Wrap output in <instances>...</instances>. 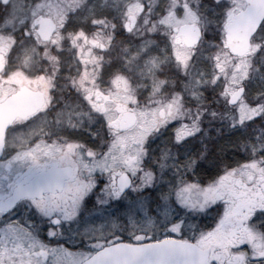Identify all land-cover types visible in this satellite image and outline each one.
Instances as JSON below:
<instances>
[{
	"label": "snow or ice",
	"instance_id": "obj_1",
	"mask_svg": "<svg viewBox=\"0 0 264 264\" xmlns=\"http://www.w3.org/2000/svg\"><path fill=\"white\" fill-rule=\"evenodd\" d=\"M20 4L22 14L15 19L0 15V49L6 52L0 97L7 104L31 91L43 97L44 106L5 129L0 147V264H192L187 256L236 222L232 196L223 198L221 193L217 199L210 194L228 187V181L250 166L257 170L252 173L251 203L239 214L241 231L230 242L231 251L225 247L216 264H264V184L259 182L264 177V0H115V7H105L108 0L100 6L96 0H20ZM141 23L146 38L138 51L121 58L105 80L104 58L116 33L133 35ZM193 30L196 39L186 46L185 37ZM237 31L246 33V44L254 53L251 59H259L260 65L237 57L233 46ZM25 41L30 47H22ZM65 48L71 60L60 56ZM41 57L46 61L42 70H31L29 65L40 63ZM164 62L184 74L193 97L212 91L217 103L224 102L231 111L230 128L241 133L239 147L247 160L231 166L220 158L212 165L221 173L207 180L188 178L197 173L196 157L174 164L175 180L169 181L163 195V211L158 203L156 215H151L147 204L154 197L129 199L131 192L155 184L153 171L146 167L149 140L171 125L173 143L185 147L184 142L200 132L203 117L202 113L186 117L184 92L167 100L157 98L164 91L165 81L159 75ZM65 68L75 69L74 75L65 76ZM133 70L147 81L148 103H142L133 87L128 75ZM254 71L260 73L258 82ZM58 78L71 81L86 109L80 102L76 107L89 123L99 121L106 129L101 150L62 134L65 128H78L71 103L53 111ZM257 127L261 135L250 138L251 146L246 147L243 137ZM14 130L21 136L30 134V139L12 152L8 136ZM86 130L93 139L98 135ZM204 157L200 154L199 159ZM17 161L26 163V170H17ZM92 196L98 205L126 202L115 215L129 218L131 224L125 228L105 218L110 227L93 226L87 247L74 250L61 242V226L77 220ZM193 213L201 222L209 216L215 222L189 236L184 222Z\"/></svg>",
	"mask_w": 264,
	"mask_h": 264
},
{
	"label": "rangeland",
	"instance_id": "obj_2",
	"mask_svg": "<svg viewBox=\"0 0 264 264\" xmlns=\"http://www.w3.org/2000/svg\"><path fill=\"white\" fill-rule=\"evenodd\" d=\"M101 2V0H100ZM104 4V0H102V5ZM115 7V0H108V4L105 5V7ZM11 15L12 17L16 16L17 14L21 13V4H20V0H14L12 3V7H11ZM142 24V28L141 26H139V30L136 31L133 35H129L127 36V40L128 41H132L131 36L135 37H146V33L144 32L145 30V25L143 23ZM111 29L107 30L106 34H110ZM144 32V33H143ZM209 38V37H206ZM142 41L137 43L136 48L134 49V51H130L127 50L126 47H124L120 54H119V59L123 58V57H131L133 55L136 54V52L138 51L140 45H141ZM205 49H207V45H205ZM254 55V53L252 52V48L250 49V52L243 58H247L249 59L250 63L255 67L260 65V61L259 59H255L252 60L251 56ZM165 63V62H164ZM163 64V63H162ZM244 67V66H242ZM110 71L106 70V74L105 77H108V73ZM130 73V72H129ZM128 73V74H129ZM261 73H264V68H261ZM259 75L260 73H256L255 71L253 72V76L254 79L258 82L259 80ZM140 81L141 82H136L134 83V85H136L134 88L136 90V92L139 93V91H141V87L144 84H146L147 82H143L144 79L142 77H140ZM188 85V81L186 83V88H185V105L183 108V111L186 113V117H192L195 118L196 115H194V113L197 112V109H199L203 114L204 119L209 120L210 117L215 119V123L212 125H204L199 127L200 128V132L198 134H196L193 138L196 139L195 145L199 148V154H205L204 158H206V156L209 154V151L211 150V147H214L215 143H216V139L219 136L218 133H222V132H229V134L231 133H240L239 131H234L230 128L229 124H230V120H231V111L224 105V102L222 100L219 101V103H217V109H216V113L215 115L212 114V116H210V110L209 107H207V110L202 109V107H204L203 105L201 107H198L197 104L199 103L201 105L200 102V97H193L191 95V88ZM250 87H252V90L255 91V86L254 85H250ZM163 88V86H162ZM139 95V94H138ZM147 95V93H146ZM146 95L142 96V103L145 102H149V100L146 98ZM218 99V97H217ZM247 118V117H245ZM241 135V134H240ZM261 135V130L259 127H257V129L255 130H251L249 129V132L243 137V141L246 147H250L251 145H249L247 142L250 138L255 137ZM28 136H30V134H28ZM192 138V137H191ZM170 140L169 143L175 145L172 141V134L171 131H165V132H160L159 134H157L156 136H154L153 138H151L149 140V143L147 145L148 147V156L147 157H153L154 158V163H156L159 166V169H155L153 171L154 175H155V184L152 188H144V189H140L136 192H131L129 195V199H137L138 202L139 201H143V199L145 197H154V199L149 198L148 199V204H147V210L149 211V213L151 215H156V210H157V206L158 203L160 205V210L163 211V205H164V200H163V195L166 193V191L169 188V181H174L175 180V176L173 174H171L169 172V170L171 169L172 166V156H175V153H177L178 149L177 146L175 145L173 146V153L171 152L169 155V158H165V160L169 161V166L167 165V163L165 162V160H163L164 158V153H165V146L162 145V143H164L166 140ZM155 140V141H154ZM239 139H235L234 143H236L237 145V149H238V156L241 157L240 160L242 161V163H244L247 160V157L245 156V154L243 152H241V149L239 147L240 145V140ZM19 143L21 144V147L19 146ZM22 145H23V141L20 139V137L18 136H10V138H8V149L9 151L15 152L18 150L22 149ZM172 147V146H170ZM172 147V148H173ZM161 148V150H160ZM164 149V150H163ZM172 150V149H171ZM184 155H186L187 153L184 151ZM200 156V155H199ZM23 162L17 161L15 162L14 167L19 170L22 166H23ZM163 164L164 165V170L161 169L160 165ZM238 164H240L239 162H232L231 166H237ZM207 165L209 166L208 162ZM257 170L255 168H251L250 166V170L240 176H238L236 179L230 180L228 181V187L226 188H221L218 189L216 193L210 194L212 195L214 198L220 199L221 197V193H223V198H227L228 196H232V199L235 203V206L237 207V216L234 217V220L236 221L233 224H230L228 226V228L224 231V233H222L221 235H218L217 237H215L214 239L210 240L207 246L213 245V247L211 248V262L212 264H216V260L217 258H223V250L225 247L229 248V251H231V247H230V242H234L237 234L241 231L240 228V220H239V214L242 213L243 211L247 210V206L249 205V203H251V199H250V191H254V189L251 186V180L254 179L252 173L256 172ZM164 176L163 177V173ZM198 173V172H197ZM192 174L190 173L188 178L194 179V177L200 178L198 177V174ZM213 178V177H212ZM211 179L209 176L205 179ZM245 181V183H247L245 186L241 183L238 184V181ZM259 182L261 184H264V177H260L259 178ZM95 206V207H94ZM93 207L89 208L86 211H83L82 213L79 214V217L77 218V220H75V222L73 223V229H72V236H73V245H74V250H79V249H83L86 248L88 245V234L90 229L93 226L96 227H101L104 226L106 229L108 227H110V224H106L105 223V218H108V220L110 221H115L118 225L124 226L125 228L130 227L131 221L129 220V218L127 217H118L117 215H115V213L117 212V210L119 209L120 211L123 210V207H126V202H124L123 200H116V201H111V203L109 205H98L97 202ZM123 206V207H122ZM133 219L135 220H139V217H134ZM159 220H162L163 217L160 216L158 217ZM214 218L209 216L207 219H205L203 222H201L200 217L193 213L190 214L188 216L185 217V222H184V230L185 233L189 236L192 235V233L194 231H198L201 228H205V227H211L212 224L214 223ZM124 238L127 239V233H123Z\"/></svg>",
	"mask_w": 264,
	"mask_h": 264
},
{
	"label": "flooded vegetation",
	"instance_id": "obj_3",
	"mask_svg": "<svg viewBox=\"0 0 264 264\" xmlns=\"http://www.w3.org/2000/svg\"><path fill=\"white\" fill-rule=\"evenodd\" d=\"M13 1L14 0H10L7 3V5L1 4V2H0V15L6 16L9 19H15L16 17H18L20 15V13H19L14 17L10 16L11 15L10 9L12 7ZM96 3H97V6H100V5H102V0H101V2H100V0H96ZM72 24H73V26H79L76 21H73ZM0 26H2V25H0ZM140 26H141V28L143 27L142 24ZM86 27L90 28L91 25L90 24L86 25ZM144 32H145V30H144ZM116 36H117V39H115L111 43V51L108 52L107 54H105V58H104L105 72H106V70L111 71L112 69H114L117 66V64H120L122 62V60L119 59L118 57H119L121 50L124 47H126L127 50L134 51V49L137 46V43L143 41L146 38V37H138V36L133 37V36H131L132 41H128L127 36H129V35H127L124 32L121 33V31L117 32ZM22 47H30V45H28L27 41H25V44L22 45ZM54 52H55V49L50 50V54H53ZM5 55H6L5 50L0 49V70H2L4 67ZM60 56L65 60H71V52L67 48H65V51L63 53H61ZM45 64H46V61L41 57L40 63H38V64L32 63L31 65H29V67L31 70L39 71V70H42V67ZM161 68H162V70L159 73V75H160V78L165 81V83L162 85L164 91L157 98L167 100L171 95L178 93V92H184V95H185V88H186L185 85L187 83V80H186L184 74L182 72H180L175 65H172L171 63H168V62L163 63L161 65ZM49 70H51V69H49ZM63 71H64L65 76H71V75H74V73H75V69L68 70L67 68H65ZM128 75L130 76V78L132 80L133 87L136 86V85H134V83L141 82L140 81L141 76L138 74V72L136 70L130 71V73ZM105 80H107L106 77H105ZM143 82H147V81L144 80ZM144 85L145 84L143 83V85L141 87V91H139V93L136 92L137 94H139L140 98H142V96L146 95V93H147L145 91ZM65 86H67V87H65ZM14 87H15V85H14ZM32 93H35V92H32ZM213 95L214 94L212 91H205L202 96H199L201 105L199 103L197 104L198 107H201L203 105L204 107H202V109H204V110H207L208 109L207 107H209L210 116H212L213 113H216V109H217V102H216L217 97H213ZM40 97L42 99V104H41L40 108H38L37 110L42 109V107L44 106L43 97L41 95H40ZM2 100H4V98L0 97V102ZM77 102H80L82 107H84L86 109V105H83V102L80 100V97L78 96V94L71 88V81L67 80V79H63V78H58L57 88H56V91H55L54 97H53V107H54L53 111H56V110L62 108L63 105L66 103H71V105L73 106V108H72V120H73V122H75L77 124V128H78V129L65 128L62 131V134L67 136L70 139L77 140V141L85 143L89 146H94L97 150H101L102 147H104V145L102 144V139H107L106 129L101 128L99 121H94L92 123H89V121L87 120V117L82 114L81 109L76 107ZM145 103H147V102H145ZM184 105H185V100H184ZM199 109H197V112L194 113V115H197L198 113L201 112ZM28 116H30V115H28ZM27 117H25V118H27ZM25 118H17L14 121L22 120ZM80 121H83L82 125H81ZM215 122H216L215 119L212 117H210L209 120L202 118L198 122V127L204 126L206 124L212 125ZM171 127L172 126L170 125L169 129L162 130V132L171 131ZM86 129L97 133L98 135L96 136V138L93 139L92 136L89 135V131H87ZM48 135L51 136V139L53 141L56 140V136L54 134L49 133ZM48 135L45 136V139H48ZM10 136L20 137V139L23 141L22 148L26 146L24 142L30 139V136H28V134L21 136L20 133H18L15 130L9 133L8 138H10ZM169 142H170V140L168 139L164 143H162V145L165 146L166 150L172 149L170 151V153H171L174 149L173 146H175L176 144L173 145ZM21 144L22 143H19L20 147H21ZM170 146H172L173 148ZM177 148L178 149H176V150H178L177 151L178 154L175 153V156H172V166H171V169L169 170V172L173 175H174V169H173L174 164L185 161V155H184L183 147L178 145ZM160 150H161V148H160ZM170 153H169V155H170ZM153 160H154L153 157H147L146 167L150 171H154L155 169H159V166L156 163H154ZM163 160H165V158H163ZM165 162L169 166V161L165 160ZM26 168H27V164L24 163L23 166L19 169V171H24V170H26ZM163 170H164V167H163ZM163 177H165L164 173H163ZM241 183L244 186L247 184V183H245V181L244 182L241 180L238 181V184H241ZM90 199H91L92 203L87 204L86 210L93 207L97 202L96 196H92V197H90ZM74 222L75 221L69 222V223H64L61 226V231L63 233L61 242L65 243V245L67 247H70L73 249H74V245H73L72 229L74 226L73 225ZM207 247H209V261H210V264H212V262H211V256L212 255H211L210 251H211V248L213 247V245H210Z\"/></svg>",
	"mask_w": 264,
	"mask_h": 264
},
{
	"label": "water",
	"instance_id": "obj_4",
	"mask_svg": "<svg viewBox=\"0 0 264 264\" xmlns=\"http://www.w3.org/2000/svg\"><path fill=\"white\" fill-rule=\"evenodd\" d=\"M1 4H7L9 0H0ZM253 30L251 26L248 31ZM196 39L195 31L189 33L185 37V45H192ZM233 46L234 52L237 57L245 56L250 46L246 44V33L235 32L233 34ZM27 101V102H21ZM42 104V99L39 94L32 93L30 91L23 93L20 96L14 97L5 103V100L0 102V147L4 144V135L7 125L13 122L16 118H25L28 115L33 114ZM209 247L203 248L199 251L192 252L191 255L186 258L192 262V264H209Z\"/></svg>",
	"mask_w": 264,
	"mask_h": 264
},
{
	"label": "trees",
	"instance_id": "obj_5",
	"mask_svg": "<svg viewBox=\"0 0 264 264\" xmlns=\"http://www.w3.org/2000/svg\"><path fill=\"white\" fill-rule=\"evenodd\" d=\"M123 31L121 30V33ZM219 136L215 140L216 143L214 147H211V150L209 151V154L204 158L203 160L199 159V148L195 145L196 139L195 138H189L185 141V147H183L184 151L187 153L185 155V161L189 160L193 157H196L198 160L197 163V174L198 177L203 178L204 180L209 176L210 178L214 177L215 175H218L221 173L220 167H213L212 162L219 161L220 158H224V160L227 161L229 165H231L232 162H239L242 163L240 160L241 157L238 156V149L236 143H234L235 139L240 140V134L241 133H231L229 132H222L218 133ZM238 140V141H239ZM178 154V152H177ZM185 154V153H184ZM205 155V154H203ZM207 162L209 166L207 165ZM200 168H206L209 169V172H200ZM194 179H196L194 177Z\"/></svg>",
	"mask_w": 264,
	"mask_h": 264
}]
</instances>
